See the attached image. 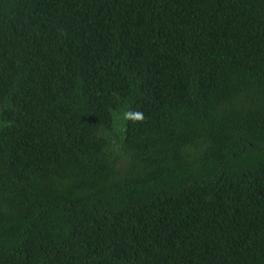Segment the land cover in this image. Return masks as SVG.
Here are the masks:
<instances>
[{
	"label": "trees",
	"instance_id": "16d2710c",
	"mask_svg": "<svg viewBox=\"0 0 264 264\" xmlns=\"http://www.w3.org/2000/svg\"><path fill=\"white\" fill-rule=\"evenodd\" d=\"M0 264H264V0H0Z\"/></svg>",
	"mask_w": 264,
	"mask_h": 264
},
{
	"label": "clouds",
	"instance_id": "9594fccd",
	"mask_svg": "<svg viewBox=\"0 0 264 264\" xmlns=\"http://www.w3.org/2000/svg\"><path fill=\"white\" fill-rule=\"evenodd\" d=\"M132 115L135 116V119L136 120H139V121H142L143 120V113L137 112V113H134Z\"/></svg>",
	"mask_w": 264,
	"mask_h": 264
}]
</instances>
